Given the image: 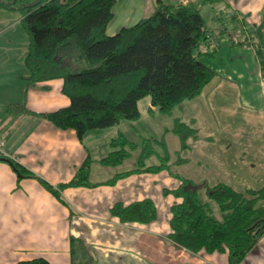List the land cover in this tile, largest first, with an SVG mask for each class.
<instances>
[{
  "label": "crops",
  "instance_id": "obj_1",
  "mask_svg": "<svg viewBox=\"0 0 264 264\" xmlns=\"http://www.w3.org/2000/svg\"><path fill=\"white\" fill-rule=\"evenodd\" d=\"M164 1L194 4L215 34L227 29L226 34L216 37L220 45L216 62L204 60L217 75L200 96L183 103L189 109L184 119L198 124L196 111L206 109L201 99L214 92V106L225 116L228 99L232 94L235 97L239 87L237 91L247 94L241 95L244 106L264 114V0H223L216 4L209 0ZM156 8L157 0H116L107 34L114 36L134 26ZM21 19L18 12L0 9V30L21 27ZM219 21L224 27L220 28ZM246 36L247 44L230 46V40ZM26 39L21 53L15 52L20 69L0 71V139L4 143L0 154V264L40 257L52 264H229L226 253L195 255L168 238L171 207L180 200L171 194L166 196L165 191L178 186L167 188L171 179H165L163 173L144 171L151 166L147 159L140 166L141 156L136 167H124L138 146L123 132V123L92 130L80 139L75 130L58 129L38 116L68 107L70 100L62 94L61 79L28 87L21 69ZM254 87L258 89L257 98L252 95ZM14 105L26 107L28 113L12 111ZM121 136L137 148L122 164L104 166L101 160L120 149L114 142ZM4 158L21 165L30 176H22ZM86 160L91 161L90 181L96 186L60 188L73 180ZM128 172L131 174L110 184L116 176ZM148 199L158 214L150 224L121 223L111 213L116 204L126 207ZM241 264H264V236Z\"/></svg>",
  "mask_w": 264,
  "mask_h": 264
},
{
  "label": "trees",
  "instance_id": "obj_2",
  "mask_svg": "<svg viewBox=\"0 0 264 264\" xmlns=\"http://www.w3.org/2000/svg\"><path fill=\"white\" fill-rule=\"evenodd\" d=\"M221 1L209 0L211 4ZM115 5L116 0H0V9L22 16L21 28L28 37L21 57L25 68L22 77L28 87L61 79L62 94L70 100L68 107L38 116L58 129L75 130L80 139L92 130L138 120L139 102L147 96L153 107L171 114L175 107L200 96L217 75L204 60H216L220 49L217 36L226 34L227 29L219 34L211 31L194 4L157 0L150 16L109 36L107 28L114 19ZM219 26L224 27V23ZM248 42L246 36L230 40V46ZM11 110L28 113L20 105ZM174 131L183 145L197 132L180 119ZM147 141L140 166L156 153ZM114 146L120 149L101 160L104 166L122 164L137 148L123 136ZM161 146L165 151L161 163L144 171L167 169L169 155L164 141ZM7 161L22 176H30L18 163ZM90 171L91 161L86 160L73 180L60 188L96 186L90 181ZM130 174L118 175L110 184ZM165 194L180 200L171 207L168 238L195 255L226 253L229 264H241L264 236V189L239 191L223 182L210 185L181 178L180 185ZM111 213L121 223L150 224L158 217L150 199L126 207L116 204ZM16 264L52 263L40 257Z\"/></svg>",
  "mask_w": 264,
  "mask_h": 264
},
{
  "label": "rangeland",
  "instance_id": "obj_3",
  "mask_svg": "<svg viewBox=\"0 0 264 264\" xmlns=\"http://www.w3.org/2000/svg\"><path fill=\"white\" fill-rule=\"evenodd\" d=\"M16 27L0 30V71L21 67L15 52L21 53V44L27 41V36L20 26ZM231 27L233 30V26ZM212 62L215 63L216 60ZM21 69L25 72L24 66ZM237 90H241V87ZM237 90L235 97L232 94L228 99L229 107L225 116L220 115L214 106L213 96L216 92L212 95L206 93L205 98L201 99L206 103V109L203 107L196 111L199 112L196 125L184 119L189 113V109L184 106L186 104L175 107L171 114H164L159 108L152 106L149 96L140 100V118L121 122L123 132L138 146L133 156L124 163V167L128 169L137 166L146 140L150 141L157 153L147 159V164L159 165L160 158L165 156L164 147L161 146L164 141L169 159L167 169L161 173L165 175V179H171L170 184L166 183L167 188L179 186L181 178H186L210 185L225 182L239 191L247 188L264 189V114L253 107L244 106L241 95L247 94ZM253 94L254 98L258 97L257 87H254ZM262 111L263 108L260 109ZM177 118L184 119L198 130L186 139L185 145L180 135L174 131ZM212 207L219 217L217 206L212 203Z\"/></svg>",
  "mask_w": 264,
  "mask_h": 264
},
{
  "label": "built area",
  "instance_id": "obj_4",
  "mask_svg": "<svg viewBox=\"0 0 264 264\" xmlns=\"http://www.w3.org/2000/svg\"><path fill=\"white\" fill-rule=\"evenodd\" d=\"M3 147H4L3 140L0 139V154H2V152H3Z\"/></svg>",
  "mask_w": 264,
  "mask_h": 264
}]
</instances>
